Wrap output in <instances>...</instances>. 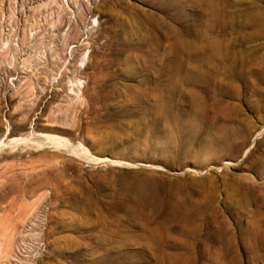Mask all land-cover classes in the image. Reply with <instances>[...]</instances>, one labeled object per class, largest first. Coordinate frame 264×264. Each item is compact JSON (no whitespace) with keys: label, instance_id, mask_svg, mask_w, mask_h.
I'll list each match as a JSON object with an SVG mask.
<instances>
[{"label":"rangeland","instance_id":"1","mask_svg":"<svg viewBox=\"0 0 264 264\" xmlns=\"http://www.w3.org/2000/svg\"><path fill=\"white\" fill-rule=\"evenodd\" d=\"M263 190L264 0H0V264H264Z\"/></svg>","mask_w":264,"mask_h":264},{"label":"bare ground","instance_id":"2","mask_svg":"<svg viewBox=\"0 0 264 264\" xmlns=\"http://www.w3.org/2000/svg\"><path fill=\"white\" fill-rule=\"evenodd\" d=\"M251 181H252V180H251ZM245 191H246V190H245ZM245 191H244V192H245ZM254 191H255V190H254ZM263 191H264V190H263ZM247 193H248V192H247ZM248 194H249V193H248ZM246 195H247V194H246ZM249 200H250V199H249ZM246 202H247V201H246Z\"/></svg>","mask_w":264,"mask_h":264}]
</instances>
